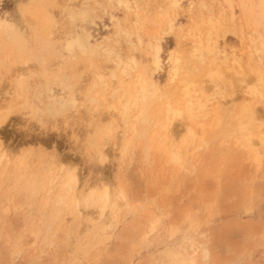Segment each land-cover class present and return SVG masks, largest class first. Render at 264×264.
I'll list each match as a JSON object with an SVG mask.
<instances>
[{
	"label": "rangeland",
	"instance_id": "374dc122",
	"mask_svg": "<svg viewBox=\"0 0 264 264\" xmlns=\"http://www.w3.org/2000/svg\"><path fill=\"white\" fill-rule=\"evenodd\" d=\"M137 2L151 20L141 41L135 33L118 36L120 29L136 30L126 21L132 14L117 2L0 0V18L20 32L0 31V108L18 104L0 126L8 157L0 166V264H264V98L244 91L256 83L253 69L264 71V0ZM210 21L219 25L213 41L226 55L204 51L201 63L189 50L204 40ZM83 30L91 35L90 53L69 50L67 42ZM156 39L163 65L153 71L149 44ZM171 49L182 75L199 83L209 69L223 75L204 81L209 96L193 123L176 119L164 140L156 132L167 96L150 100L146 123L136 119L139 107L131 105L123 120L108 106L118 78L133 77L117 69L119 59L134 67L131 74L145 68L176 100L169 93L175 86L169 82ZM20 76L23 89L14 84ZM94 93L99 99L92 103ZM53 94L76 101L50 110ZM246 101L258 116L251 130L241 131L238 115ZM188 126L195 135L183 144ZM173 145L180 148L178 162L170 158ZM59 162L78 171V208L71 199L57 204L58 191L47 192L46 176ZM106 186L112 205L101 216L102 203L83 196Z\"/></svg>",
	"mask_w": 264,
	"mask_h": 264
},
{
	"label": "bare ground",
	"instance_id": "6f19581e",
	"mask_svg": "<svg viewBox=\"0 0 264 264\" xmlns=\"http://www.w3.org/2000/svg\"><path fill=\"white\" fill-rule=\"evenodd\" d=\"M108 1L110 3L117 2V4L119 6L123 5L126 8V10L129 13H131L133 16L132 19L127 18L126 21H128L130 23V25L133 28H135L136 32H134V31L132 32V30H128V29H120L118 31V36L120 34H122L124 36L127 35V37H129V36L131 37L133 35V33H135L137 35L139 41H141L140 31L146 26V23L149 22L150 19H148L144 15H143L144 16L143 17L142 14L140 13V11L138 10L139 9V7H138L139 2H137V0H134V1H132V0H108ZM178 3H179V0H170V4L178 5ZM140 4H141V2H140ZM114 6L116 7L115 4H114ZM263 6H264V4H263ZM161 14H163V13L161 12ZM168 17H169V15H168ZM113 18L115 19L114 16H113ZM152 20H154V19H152ZM167 21H170V20H167ZM167 21L165 22V24L169 23L167 28H170V29L173 28L174 23L173 22L167 23ZM150 22H151V20H150ZM218 26H219L218 23H216L214 21H210L209 23L205 24L206 34H205L204 40L200 38V40L197 41L196 43L192 42L191 49L189 50L190 56L192 59L199 60V62L204 63L205 62L204 51H207L210 53H212V52H214V53H220L221 52L220 54L224 53V51L219 50L217 43L213 41V35L216 31H218ZM0 31L4 34H7V35H8L9 31H12V32L14 31L16 34H20V32L19 33L17 32V29H16L14 22H12L6 18H2V17L0 18ZM166 33H168V32H166ZM193 33L194 32L189 33V35L192 37L191 38L192 40H193V38L196 37V35ZM8 36H6V37H8ZM90 37H91L90 33L86 30H83L82 34L77 33V35L75 37H73L71 40H69L67 42V48L69 50H72L73 48L78 47L83 54L90 53V51L92 49L91 46H93L92 43L90 42ZM105 38L109 40L112 37L105 36ZM101 44H97V46H99ZM149 45L152 47V50H153V53L149 52V54L151 55L152 63H153V67H154L153 71H157V70L161 69L162 65H163L162 57L160 54V52L162 50V45H161L159 39H156V43H154V44L152 43V45L150 43ZM261 45H262V48L264 49V43H262ZM93 49H95V48H93ZM256 49H258V48H256ZM106 53H108V52H106ZM114 54L117 55L116 53H111L112 56ZM227 55H229V54H227ZM119 56H120V54H119ZM227 59L228 58L226 56L224 61H227ZM235 59L236 58H234V60ZM168 61L171 63V69H170V73H169V82L172 84L175 83L174 84L175 86H173V90H171L169 93H173L174 96L176 97V100H172L170 98V96H172V95L164 94L161 91V88L153 80L152 76L148 75V72L145 68H143L144 69L143 72L140 71V72H136L135 74H131L130 70L134 69V67L129 62H122L119 59V62H117V69L120 68L122 71L121 73H123L125 75H130L131 77L132 76L133 77H132V80L129 82H127L124 77L118 78V86L115 87L111 93V98L115 99V100H113V102L108 106L109 109L117 111L118 114L123 118V120L128 118V114H129V110L131 108V105L136 106V109H137V107H139L138 113L136 115V119L139 120V122L146 123V122H148L147 117H146V113H147V109L150 105V100H152L154 97H158V98L162 99L165 96H167V98H166L167 100L165 101V104L163 106V119L158 121V123L161 122L160 130H158L156 132V135H159L164 140L168 138L169 134H167V133L168 132L170 133L171 127L173 126L172 124L174 121H177L176 119H185L186 121H188L189 124L193 123L195 117L197 116L196 112L199 109H202L206 104V102L202 101V98L204 96H207V97L209 96L207 88L204 85V81L209 80L210 82H214L215 80L222 78V75H223L220 68L209 69L203 75L202 82L199 83L196 80L188 77L187 74L186 75L181 74L182 66L180 64V57L178 55H176L175 49L170 50V56H169ZM238 61H240V60L238 59ZM228 64H230V63H228ZM233 66H234V64H233ZM240 66H238V67L241 68ZM115 69H116V64H115ZM236 69H237V67H236ZM116 70L113 73V76L116 75ZM49 72H47V73H49ZM253 73L255 75L256 83L254 85L253 84L249 85V83H248L246 85V87L244 86L245 87L244 91L247 94V96L249 95V96H251V98L252 97L254 99L256 97L264 98L263 90L259 89V86L264 87V71L260 68H255V69H253ZM240 75H242V74H240ZM53 76L55 77V80L56 79L58 80L56 75H53ZM243 77L244 76H242L241 81L244 79ZM14 84L16 85L17 88L23 89V87L26 84L24 77L23 76L17 77ZM48 90H49V92L51 91V89H49V88H48ZM48 97H49L50 102H51L50 104L48 102V105H49L48 107L50 108V110L56 109L55 107L57 106V111L59 110V112H60V109H63L64 107L69 105V103H75V101H76L74 96L73 97L70 96L71 99H66L63 96H56L54 94L48 95ZM172 98H173V96H172ZM98 99H99L98 93H94V95L90 96V98H89L90 102H92V103L97 102ZM16 104L17 103L13 101V102L7 104L4 108L3 107L0 108V126L7 121L9 115L17 107L18 104L17 105ZM25 104L27 105V103H25ZM26 105H25V107H26ZM30 105H31V103H30ZM30 105H29L28 114H31L33 116L36 114V108L34 109L33 106H30ZM255 109L256 108H254L252 106L251 101H246L242 105L240 112H239V115H238V118H239L238 129L239 130H241V131L251 130L252 126L257 121V116H258ZM133 130H136L135 124H133ZM188 132H189V136L184 138V140L182 142L183 144L187 143L189 137H193L195 135L194 131L192 130L191 127L188 128ZM154 139H156V138H154ZM248 140H249V142H251L252 138H248ZM260 140L264 143V136H260ZM130 142L126 141L124 143V146L122 147V150H121L122 154H124L127 151ZM171 148L172 149L170 152V158H171V160L178 162L181 159L180 148L178 146H175V145H173V147H171ZM39 157H41V156H39ZM6 158L8 159L5 151L3 150L2 147H0V166L7 163ZM102 159H104L103 155H102ZM34 162H36V161H34ZM61 162H63V160ZM23 164L24 163H23L22 159H19L17 161V165L19 167L22 166ZM59 164H61V163L59 162L58 165ZM37 165H38V163H37ZM35 167H37V166L35 165ZM46 177H47V188H46L47 192L52 193L53 191H58L57 200H56L57 204L63 203L62 205H64L68 201V199H71L70 201L75 207L78 208L81 206L79 199H78V196H77L78 195V193H77L78 184L80 183V178H79L77 169H68V168L64 167L63 165H59V167L52 169ZM118 196H119V200H120V198L122 199L124 197L122 192L120 194H118ZM83 197L85 198V201H87V202L88 201L91 202V200H93V201L98 200L102 203V205H101V210H102L101 216H103L105 214L104 211L106 210V208H108L110 205H112L111 201H110L111 191H110L108 186H106L105 190H103L102 192L92 191L89 194L86 193L85 196H83ZM113 202H115V201H113Z\"/></svg>",
	"mask_w": 264,
	"mask_h": 264
}]
</instances>
